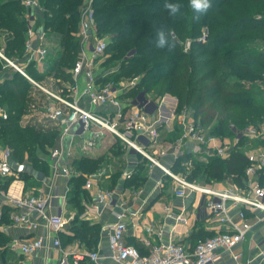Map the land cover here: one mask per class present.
<instances>
[{
	"label": "trees",
	"instance_id": "16d2710c",
	"mask_svg": "<svg viewBox=\"0 0 264 264\" xmlns=\"http://www.w3.org/2000/svg\"><path fill=\"white\" fill-rule=\"evenodd\" d=\"M39 2L43 8L41 17L51 58L44 73L33 64L27 67V73L37 81L52 76L56 82L53 87L58 89L73 82L71 70L78 58L79 21L84 0ZM210 2L212 7L208 13L199 15L192 11L189 0H94L96 35L99 38L109 36L102 65L117 68L104 81L139 77L137 86L125 97L134 96L140 90H145L153 100L165 95L174 96L179 102L177 112L192 105L198 122L213 125L214 133L229 137L230 124L244 127L264 122V100L257 98L264 91L255 86L256 81L264 84V0ZM166 3L181 4L180 14L175 18L170 16L165 9ZM24 12L20 0H0V50L12 60L24 55ZM197 15L199 19L194 18ZM161 27L174 36L176 47L173 51L156 47V33ZM7 34L11 38L5 39ZM134 49V57L124 60ZM3 65L0 59V69ZM31 93V83L18 73L0 82V110L5 109L8 113L7 119L0 114V146L12 150L15 162L27 158L31 161L29 168L47 176L49 170L43 155L54 148L59 132L49 124H33L32 121L22 124L23 117L28 114ZM178 136L176 127L171 141ZM241 145L237 144L227 159L179 155L172 170L202 183H211V177L217 180V177L227 176L244 188L245 171L250 163L240 149ZM105 151L98 158L74 156L69 160L74 174L69 181L67 197L70 208L76 210L71 229L74 236L90 248L97 243L100 228L81 218L84 213L81 202L86 196L85 175L97 172L109 155L120 158L125 149L114 143ZM188 162H191V168L186 169ZM137 169V173L125 181L126 185H142L145 162ZM119 176L120 173L116 180ZM20 179L26 182L25 192L31 184L38 188L30 193L31 196L39 194L41 184L33 176L24 172ZM11 182L12 179L0 180V188L5 189ZM10 211L4 206L0 225L10 223L6 214ZM213 235L214 232H206L201 227L192 236L193 247ZM8 241L9 237L0 230V262L19 264L7 247ZM80 264L91 263L85 260Z\"/></svg>",
	"mask_w": 264,
	"mask_h": 264
},
{
	"label": "built area",
	"instance_id": "2783aa9c",
	"mask_svg": "<svg viewBox=\"0 0 264 264\" xmlns=\"http://www.w3.org/2000/svg\"><path fill=\"white\" fill-rule=\"evenodd\" d=\"M93 1L87 0L79 21L78 58L71 70L73 82L64 84L62 88L49 89L45 82H55L52 76L37 81L27 73V67L32 64L40 73H44L51 58L41 17L43 8L39 0H20L25 8L24 55L12 60L0 50V59L4 62L0 69V82L15 73L27 79L33 87L30 106L33 108L30 109L35 114H30L32 120L24 116L22 124L32 121L33 124H49L58 129L56 145L49 152L53 179L60 176L71 178L74 172L67 165L70 158L93 156L94 151L108 141V147L118 143L125 150L135 152L145 162L148 172L155 168L161 170L174 182L177 198L186 199L196 195V203L187 207L181 215L174 216V219L183 225L204 222L208 230L214 231L212 237L200 240L192 250L180 243H169L154 246L150 255L142 256L137 247L124 241L127 214L121 212L116 214L109 235L110 254L115 261L122 264H216L222 251L232 253L246 240L253 228L248 220L249 214H264V122L258 126L244 127L230 124L231 136L223 137L213 132V125L198 122L189 110L176 113V105L167 101L173 99L170 95L153 100L145 90H140L134 96L125 97L137 86L139 77L121 79L118 83L104 81L117 68L107 67L103 72H97L105 59L108 40L96 35ZM135 54V49L129 51L124 60L132 59ZM37 92L42 100L37 98ZM164 109L168 110L167 119L174 122L179 130V136L172 141H167L160 131L166 114ZM0 114L7 119L5 109L0 110ZM237 144H242V151L248 145H260L256 150L244 151L250 163L245 171L244 188L191 181L161 161L167 156L177 159L182 154L227 159ZM185 165L186 169L191 168V162ZM25 171L26 165L13 160L10 148H0V180L17 181ZM94 177L91 175L86 181L87 189L92 188ZM123 177L128 180L132 173L124 172ZM16 189L10 185L5 195L6 206L14 210L10 211L9 217L13 226L32 230L38 223L32 221L31 215L37 213L46 220L52 247L63 255L61 264H80L85 260L98 262V253L65 251L61 233L67 223V209L64 205L53 208L52 193L23 196L22 193L17 194ZM96 204L115 208L121 205V201L115 189H106L97 194ZM2 216L3 210L0 209V221ZM48 240L44 237L28 242L15 239L11 246L25 259L46 248ZM239 256L233 254L236 260ZM26 262L23 264H35Z\"/></svg>",
	"mask_w": 264,
	"mask_h": 264
},
{
	"label": "crops",
	"instance_id": "0c3cea01",
	"mask_svg": "<svg viewBox=\"0 0 264 264\" xmlns=\"http://www.w3.org/2000/svg\"><path fill=\"white\" fill-rule=\"evenodd\" d=\"M11 38L10 34L5 35V39ZM105 65L99 67L97 72H103ZM82 85V80L79 81ZM31 97V102L32 96ZM264 97V94L262 95ZM37 98L42 97L37 94ZM262 99V98H261ZM165 118L160 126V131L164 134L167 141H171L172 134L177 127L176 124L168 118V110ZM253 145V148L249 151L256 150L259 144ZM101 147L97 148L91 157H100L108 148V141H105ZM1 148V146H0ZM247 151V150H245ZM90 157V156H89ZM109 159V160H108ZM107 162L105 161L102 167L95 173L85 175L90 178L91 175H95L92 179V188L87 189L86 196L82 199V206L84 213L81 218L89 221L91 224H95L100 228L99 237L94 248L87 247V245L74 236V232L71 229V221L75 217L76 210L70 208L68 203L67 192L69 189V177L60 176L53 179L52 169L49 163V154L44 156L45 165L49 170L47 176L39 173L34 168L26 166L28 174L34 177L36 182H40L39 194L52 193V206L53 208L58 205H64L67 209V223L61 233V241L63 248L68 253L73 252H85V253H98L99 260L97 263L91 264H122L115 261L109 249V235L110 227L115 223V216L117 213L126 212V232L124 241L128 245L137 247L142 256H148L151 254L152 248L158 245H166L169 243H180L184 245L188 250L193 248L192 240L193 235L199 231L201 227L206 232H214L208 230L204 222L195 221L188 225H183L175 221L174 216L181 215L187 207L193 206L196 203V195H191L189 198L181 199L175 196L174 182L168 179L161 170L155 168L152 172H148L146 165L143 170L144 182L139 187L133 185H126L123 177L124 172H131L132 176L137 173V166L144 162L135 152L131 150H125L120 158L109 155ZM162 163L172 169L176 158L173 156H167L161 159ZM69 166V162H67ZM70 167V166H69ZM122 169V170H120ZM73 170V168H72ZM120 171V176L116 180V175ZM74 172V170H73ZM118 173V174H119ZM97 175V176H96ZM132 178V177H131ZM231 178L228 177L225 183H219V187L228 186ZM6 182L3 183V185ZM10 185H14L17 188V194L22 193L23 196L30 195V193L36 192V185H29L27 192L26 182L22 179L11 182L5 189L2 186L0 188V209L3 210L5 204V195L8 193ZM106 189H115L121 201L119 207H109L106 205H97L96 196L100 191ZM11 212L14 210L10 209ZM11 212H5L10 217ZM4 213V214H5ZM10 219V218H9ZM31 219L37 222L32 230L19 228L13 226L10 223L3 222L0 225V230L4 235L9 237L7 247L12 252V255L16 256L17 263L23 264L28 262H34L35 264H61L62 253L52 247L50 230L46 226V220L39 214L33 213ZM263 219V220H262ZM249 222L253 225V228L246 240L238 245L232 253L223 252L220 260L216 264H264V214L260 212L250 213L248 216ZM44 237L49 238L48 246L39 250L32 257L23 258L17 251L12 248V242L20 240L22 242H28L35 238ZM192 237V238H191ZM90 248V249H89ZM233 254L240 255L239 259H235ZM9 264V263H8Z\"/></svg>",
	"mask_w": 264,
	"mask_h": 264
},
{
	"label": "clouds",
	"instance_id": "9594fccd",
	"mask_svg": "<svg viewBox=\"0 0 264 264\" xmlns=\"http://www.w3.org/2000/svg\"><path fill=\"white\" fill-rule=\"evenodd\" d=\"M189 6L194 13L199 15H205L208 13L209 9L212 7L210 0H189ZM182 5L179 3H166L165 9L168 11L169 15L175 18L181 12ZM197 15L196 19H199ZM156 47L159 49L167 48L169 51H173L176 47L175 38L172 33L161 27L156 33Z\"/></svg>",
	"mask_w": 264,
	"mask_h": 264
},
{
	"label": "rangeland",
	"instance_id": "374dc122",
	"mask_svg": "<svg viewBox=\"0 0 264 264\" xmlns=\"http://www.w3.org/2000/svg\"><path fill=\"white\" fill-rule=\"evenodd\" d=\"M86 4H87V0H84V5H83V9L86 7ZM151 11V10H150ZM252 11H249V13H251ZM106 39H108V37L109 36H104ZM187 46V45H186ZM105 68H107L108 67V65H106V66H104ZM114 68V67H113ZM119 82H121V80H119L118 81V83ZM46 84H47V88H51V87H53L54 85H55V82H52V81H46L45 82ZM245 83H248V82H245ZM256 84H255V86H257V90H263L264 91V84L263 83H261V82H259V81H256L255 82ZM251 84V83H250ZM248 85V84H247ZM55 87V86H54ZM53 87V88H54ZM55 89V88H54ZM256 91V90H255ZM32 94L33 93H31V95L30 96H32ZM37 94H38V92H37ZM173 99H168L167 101H168V103H171V102H173V105H176V113H181V112H183L184 110H189L190 112H191V114L193 113L194 114V116H195V109H194V107L191 105V106H184V107H182L181 108V111H179V112H177V108H178V105H179V102H178V100H177V98L176 97H174V96H171ZM257 98L259 99V100H261V98H262V100H264V97H262V96H259V95H257ZM158 99H160V98H156V100H158ZM31 101V100H30ZM31 106V103H30V105H29V110H28V113L29 114H27V120H30L31 119V115L30 114H35V113H33L32 112V110L30 109V108H33V107H30ZM32 120V119H31ZM262 122H259V124H261ZM258 124V125H259ZM253 145L254 144H251V145H248L247 147H243V150L245 151V150H251L252 148H253ZM256 146V145H255ZM260 146V145H259ZM94 154H95V152H94ZM45 155H43V157H44ZM19 164H21V165H23V164H25L26 166H31V161L29 160V159H27V158H25L22 162H19ZM120 170H122V169H120ZM120 171H117V173H113L114 175H118V173H119ZM22 175L23 174H21L20 175V177L19 178H22ZM25 175V174H24ZM210 179H212V180H210V182L211 183H216V184H219V183H225V181H227V179H228V177L227 176H223V177H217L216 179L217 180H215V178H213V177H211ZM231 182H230V184L229 185H231L232 187L233 186H237L234 182H233V180H230ZM239 187V186H238ZM64 244V243H63ZM0 264H3L2 262H0Z\"/></svg>",
	"mask_w": 264,
	"mask_h": 264
}]
</instances>
